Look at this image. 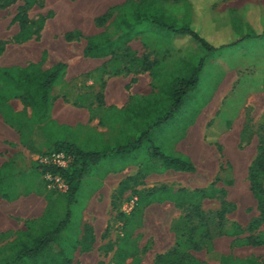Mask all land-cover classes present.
<instances>
[{
    "label": "rangeland",
    "instance_id": "rangeland-1",
    "mask_svg": "<svg viewBox=\"0 0 264 264\" xmlns=\"http://www.w3.org/2000/svg\"><path fill=\"white\" fill-rule=\"evenodd\" d=\"M140 1L31 0L26 15L28 20L35 24L38 35L27 42L17 43L15 37L20 31V26L14 21V17L26 0H0V41L4 44L0 65L24 66L38 61L46 69L57 62L70 61L75 73L86 68L89 70L76 78L77 83L87 85V82L95 79L102 84L106 76L126 72L125 60L118 61L120 60L118 56L94 58L95 60L83 58L88 39L107 29L117 14L115 8L127 7L128 14H131L130 2ZM161 1L175 14L179 26L189 25L190 21L193 22V18L198 16L201 20V25L198 27L203 34H205L206 17L209 15L217 19L218 16L217 7L208 9V5L215 1L220 2L217 0ZM193 1L200 2L201 6L198 9L195 6L192 8ZM88 2H94L93 4L98 7L95 11L97 18L109 13L105 24H97V18L94 20L90 18L89 22H67L68 12L72 10L82 12L83 5ZM247 11L248 9L243 11L244 15ZM138 28L141 33L133 38L135 40L133 46L137 51L129 47L136 54L143 52V55H147L151 61H157L156 69L164 77L160 76L157 80H153L157 90L161 85L168 86L172 77L179 75L181 67L185 68L183 65L196 66L202 62V67L196 82L190 84L192 88L183 97L173 117L160 125L157 130L155 129L156 131L154 130L149 138L143 139V145L139 150L135 153H127L125 160L129 162L132 159L134 163L139 160L144 164L153 161L155 157L149 153L151 145L160 147L165 155L187 158L175 153L177 142L185 136L191 126L201 119L212 117L205 137L208 162L201 160L200 150L196 149L199 167L197 173L183 176L180 174L182 171L166 170L161 166L163 171L160 180L148 184L144 181L146 173L140 172L121 182L113 195L111 205L102 200L93 201V193L83 192L71 201H67L65 197L51 195L53 193L46 189L42 175L46 193L57 200L54 207L50 205L46 215L33 225L31 237L35 238L36 235L42 234L44 223L49 224L58 218L65 220L67 213H70L68 225L59 243L63 246H75L71 255L74 264H115V255L128 236L138 244L136 255L140 258L141 264H155L158 254L173 249L181 251L183 246L188 247V250L181 264H189L190 261H197L200 264H232L224 261L223 257L245 259L253 256L264 260V243L253 244L244 241L246 238H255L264 233V212L251 191L249 176L250 166L264 151V114L261 116V113L254 112L250 105L246 107L251 95L264 92V70L260 67L254 72L240 73L242 80L226 95L224 90L227 89L223 87L225 80L230 76L233 77L231 68L234 65L231 61L237 62L248 58L249 56L244 55L243 51L248 53L261 49L260 44L264 42V36H258V29L254 31V28H249L246 24L241 34L236 35L245 36L247 40L245 44L225 48L216 54L215 51L210 52L202 47L194 39L197 46L185 49L182 47L183 44H188L192 38H178V35L160 29L147 21ZM206 52L209 57L202 56ZM250 58L253 59L252 56ZM222 59L229 65V69H223L224 65L219 64ZM99 66H102L100 73L99 71L93 73L94 68ZM184 72L185 74L191 72L185 83L188 84L194 74V68ZM58 85L60 81L50 92L54 102L59 101L61 97ZM19 94L23 96L24 90L21 89ZM46 131L51 132L55 137L63 135L56 122ZM56 145L50 151L56 149ZM74 146L76 149L87 150L84 149L81 141ZM112 161L116 166L123 163L119 158ZM205 169L207 171L205 176L207 178L208 175L212 176V183L206 188L215 184L221 193L215 197L198 199L193 203L181 199L199 190L193 188L194 181ZM124 184L127 188L121 191ZM261 186L264 191V178ZM134 194L139 199L135 210L128 216L121 215L123 204ZM125 195H128L127 198ZM196 205L204 213V218L195 213ZM93 214H95L93 218L98 219L96 221L98 230L95 232L89 224ZM100 214H105L108 218L98 217ZM156 216L158 217L155 218ZM154 218L158 222H155ZM128 220L134 222L128 223ZM106 222L107 225L103 227ZM83 223L85 224L82 225ZM126 229H129L128 234ZM165 235L167 241L161 244V237L164 238ZM132 259L133 257H130L127 262H131Z\"/></svg>",
    "mask_w": 264,
    "mask_h": 264
},
{
    "label": "crops",
    "instance_id": "crops-1",
    "mask_svg": "<svg viewBox=\"0 0 264 264\" xmlns=\"http://www.w3.org/2000/svg\"><path fill=\"white\" fill-rule=\"evenodd\" d=\"M217 1L220 2L216 3L215 1L208 5V9L217 7V19L208 15L204 23L206 25L205 36L216 48L210 52L215 51L217 54L225 48L245 44L247 40L245 37L236 36L239 34V30L234 27L245 28L247 24L249 28H254V31L257 28L259 36H264V0ZM93 3L88 2L84 5L82 3V12H73V10L68 12L67 22H89L90 18L93 20L97 18L95 11L98 7ZM191 3L192 8L201 6L198 1ZM246 9L248 11L244 15L243 11ZM134 43L135 40H132L129 46L133 51H137L133 46ZM196 44L192 39L182 47L186 49L197 46ZM260 46L259 50L248 53L243 51L244 55L249 56L248 58L237 62L231 61L234 65L231 68L233 77L229 75L230 77L223 84V87L227 89L224 90L225 95L234 89L236 83H240L242 80L240 73L254 72L260 67H262L261 70H264L263 41ZM137 56H143V52H138ZM202 56L209 57L208 52ZM83 58L95 60L85 57L84 54ZM31 63L38 64L39 62ZM64 63L67 64V70L58 85L61 97L59 101L54 102L50 96L51 110L50 118L47 121L42 123L36 121L33 109L16 97L8 98L0 111V260L10 255V248L17 246L20 236L32 231L31 225L44 217L50 208V194L45 191L42 182L43 170L37 158L48 153L58 142H69L74 145L77 143L78 145L81 141L84 149H91L100 154V159L91 166L88 176L81 181L76 193V195L83 192L93 193L92 199L96 202L102 200L111 205L113 195L121 182L136 176L144 167V163L139 160L134 163L130 159L127 162L126 154H117L115 150L121 145L130 143L139 135L133 130L132 122L127 123V118L131 116L130 108L135 98H149L158 92L154 87L151 72L138 74L125 72L106 76L102 84L94 79L87 82V85H82L76 82V78L83 72H88V68L75 73L70 61H64ZM225 63L223 59L219 61V64L224 65L223 69H229V65ZM29 64L21 67H26ZM101 67L94 68L93 73L98 71L100 73ZM246 103V107L250 105L254 112L261 113V116L264 114V92L251 95ZM212 119V117L201 119L191 126L175 146V153L186 156L193 162L196 167L194 173L199 170L196 149L200 150L201 160L208 162L205 137ZM54 122L62 130V136L55 137L51 132L46 131L49 126L52 127ZM158 128L159 126L152 129L150 136ZM114 155L120 161L123 160L119 166L112 163V160H115ZM79 167L80 163L76 164L73 170ZM155 167L158 168L156 172L146 174L144 181L148 184L160 180L162 176L163 169L157 165ZM194 173L180 172L183 176ZM206 174V169L199 174L200 177L194 181V189H203L212 183V176L208 175L207 178ZM127 196L125 195V198ZM94 216L95 214L92 215L89 224L95 232L98 230L96 228L98 219L95 220ZM99 216L102 219L108 218L105 214ZM155 220L158 222L157 219ZM106 225L107 222L103 227ZM166 241V235L164 238L161 237V244Z\"/></svg>",
    "mask_w": 264,
    "mask_h": 264
},
{
    "label": "trees",
    "instance_id": "trees-1",
    "mask_svg": "<svg viewBox=\"0 0 264 264\" xmlns=\"http://www.w3.org/2000/svg\"><path fill=\"white\" fill-rule=\"evenodd\" d=\"M30 4L31 0H26L25 4L19 8L18 13L14 17V21L18 22L20 26V31L15 37L17 43L27 42L38 35L35 24L30 22L26 15L27 8ZM198 7L199 6L196 8L198 9ZM126 8L127 7L115 8L114 10L117 14L107 29L101 34L88 39L84 48L85 57L105 58L108 56H118L120 59L118 61L125 60L124 68L126 73L138 74L150 71L153 80H157L160 76L164 78L156 69V60L151 61L147 55L139 57L129 47V43L133 38L141 33L138 26L146 21L154 24L160 29L178 35V38H192L208 51L216 49L205 34L200 32L198 26L201 25V20L198 16L193 18V22L190 21L189 25L185 24L179 26L175 14L169 6H166L161 0L130 2L129 8L131 14H128ZM108 16L109 13L97 18L96 23L99 25L105 24ZM234 28L239 30V34H241L243 28ZM3 51L4 44L0 41V57ZM183 66L185 68L183 69L181 67L182 70L178 72L179 75L173 76L168 86L161 85L158 92L149 98L137 97L132 101V107L130 108L131 116L127 118V123L132 122L131 126L133 130L138 132L139 135L130 143L121 145L117 148V150H115L117 154L122 153L121 155H125L127 153H135L142 147L143 139L150 137L151 130L168 122L179 109L183 97L192 88L190 84H194L197 80L202 62L196 66L187 64ZM189 68H194V74H196L191 76L189 80L190 83L185 84L191 72L185 74L184 70ZM66 70L67 64L64 62H57L46 70L43 69L39 63H31L26 67L12 66L4 68L0 66V111L3 109L8 98L16 97L20 98L25 105L33 109L34 119L36 121L39 123L47 121L50 118L49 115L51 110L50 92L62 79ZM21 89L24 90L23 96L19 94ZM162 89L163 93H161ZM207 134L209 139V131ZM56 146L57 148L53 151L71 152L76 156V164L80 163L79 168L61 172L70 184L69 193L66 195L51 194L58 197H65L67 201H71L74 200L81 181L88 176L91 166L100 159V154L91 150L76 149L74 144L69 142L57 143ZM149 153L155 158L153 161L144 164L141 170L142 173L145 172L149 174L156 172L158 170V168L155 167L156 165L159 166V168L162 166L166 170L172 169L191 173L196 171V167L190 159L182 158L177 155H165L162 153L160 147L151 145ZM249 172L251 191L264 212V191L261 186L262 179L264 178V151L253 161ZM126 188L127 185L124 184L121 191ZM219 193H221V190L216 188L215 184H211L210 187L196 190L191 194L185 195L181 199L193 203L201 198L215 197ZM51 195H49V203L51 207H54L57 199L51 197ZM194 210L197 215L204 218V213L200 210L198 205L194 207ZM121 215L124 214L122 213ZM69 216L70 213H67L65 220L58 218L49 224L44 223L42 234L36 235L35 238L31 237L32 231L28 234L21 235L17 242V246L15 248H10V255L1 259L0 264H73L71 255L75 246H63L59 243L62 233L68 225ZM130 222L134 221L128 220V223ZM256 224L258 225L259 222ZM33 225L34 224L31 225V228H33ZM126 233H129V229H126ZM244 241L253 244H262L264 243V233L255 238H246ZM138 249L139 247L136 240H131L128 236L123 246L115 255V264H141L140 258L136 255ZM187 250L188 247L183 246L181 251L173 249L167 253L158 254L155 259V264H181ZM130 257H133L132 261L127 262ZM223 260L232 264H264V260L253 256L245 259L223 257ZM189 264L200 263L197 261H190Z\"/></svg>",
    "mask_w": 264,
    "mask_h": 264
},
{
    "label": "built area",
    "instance_id": "built-area-1",
    "mask_svg": "<svg viewBox=\"0 0 264 264\" xmlns=\"http://www.w3.org/2000/svg\"><path fill=\"white\" fill-rule=\"evenodd\" d=\"M37 161L43 170L46 189L56 195L68 194L70 184L61 172L72 170L76 166V156L67 151H52L40 155ZM138 200L137 195L130 196L123 204L122 213L130 215L135 210Z\"/></svg>",
    "mask_w": 264,
    "mask_h": 264
}]
</instances>
